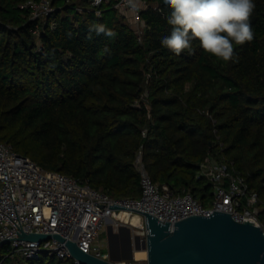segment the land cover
<instances>
[{
	"label": "trees",
	"instance_id": "trees-1",
	"mask_svg": "<svg viewBox=\"0 0 264 264\" xmlns=\"http://www.w3.org/2000/svg\"><path fill=\"white\" fill-rule=\"evenodd\" d=\"M26 1L0 0L1 141L117 198L141 195L140 151L155 182L205 205L212 183L197 177L200 165L233 162L259 193L264 228V0H254V39L226 63L196 40L180 55L163 47V0H143L141 40L111 4L98 14L89 0H52L51 29ZM97 24L115 35L97 34ZM18 263L75 264L50 255Z\"/></svg>",
	"mask_w": 264,
	"mask_h": 264
},
{
	"label": "built area",
	"instance_id": "built-area-1",
	"mask_svg": "<svg viewBox=\"0 0 264 264\" xmlns=\"http://www.w3.org/2000/svg\"><path fill=\"white\" fill-rule=\"evenodd\" d=\"M89 1L98 14L102 4H111L124 13L141 40L146 26L141 12L147 7L146 2L138 0L139 11L132 12L125 0H101L99 4ZM21 7L29 9L32 20L41 25L49 23L51 29L56 27L55 21L48 22L56 11L52 0H27ZM40 24L34 30L38 35ZM143 134L146 136V130ZM136 166L141 176L140 197L117 198L72 175L44 169L29 156L15 151L11 144L0 140V264H19L17 257L35 260L48 255L83 264L72 256L65 242L54 237L28 241L20 239L22 232L59 234L67 241L76 242L84 252L110 260L109 249L106 251V244L102 243L106 228L109 224L115 229L127 225L129 221L122 216L124 212L139 214L131 209L110 208L114 203L148 212L163 223L170 221L171 231L177 221L193 215L210 216L215 210L232 214L238 222L261 225L259 193L235 171L233 162L211 159L200 165L197 177L204 176L212 183V203L208 205L190 191L175 193L169 185L155 182L143 162L142 151L137 155ZM134 233L146 239L149 229L144 223ZM117 263L142 264V261L135 257Z\"/></svg>",
	"mask_w": 264,
	"mask_h": 264
},
{
	"label": "water",
	"instance_id": "water-1",
	"mask_svg": "<svg viewBox=\"0 0 264 264\" xmlns=\"http://www.w3.org/2000/svg\"><path fill=\"white\" fill-rule=\"evenodd\" d=\"M103 207L104 204H99ZM110 208L131 209L144 217L149 229L146 239L127 225L107 227L110 260L84 252L61 235L22 232L20 239L43 241L54 237L65 242L72 256L83 264H118L135 259L136 250L147 251V264H264V228L252 222H238L232 214L215 210L210 216H189L175 223H163L154 215L115 204Z\"/></svg>",
	"mask_w": 264,
	"mask_h": 264
},
{
	"label": "clouds",
	"instance_id": "clouds-1",
	"mask_svg": "<svg viewBox=\"0 0 264 264\" xmlns=\"http://www.w3.org/2000/svg\"><path fill=\"white\" fill-rule=\"evenodd\" d=\"M99 4L101 0H95ZM170 9L166 17L171 26L170 35L161 40L163 47L176 55L190 49L192 41L202 50L223 61L234 59L235 46L254 39L251 16L254 0H163ZM132 12H138V0H125ZM97 34L115 35L102 24L93 25Z\"/></svg>",
	"mask_w": 264,
	"mask_h": 264
},
{
	"label": "rangeland",
	"instance_id": "rangeland-1",
	"mask_svg": "<svg viewBox=\"0 0 264 264\" xmlns=\"http://www.w3.org/2000/svg\"><path fill=\"white\" fill-rule=\"evenodd\" d=\"M208 197L210 199L209 204H211L212 203V188L210 189V193L208 194ZM144 223H145L144 217L139 215V214L134 213V214H132L130 222L127 223V226H129L132 229V231L134 232V231H138L141 228V226L144 225ZM107 237L108 236H107V228H106L105 232L102 235V243L106 244V246H105L106 251H108V248H107L108 238ZM16 260L21 261L23 259L17 257ZM139 260L142 261V264H147V257L144 259H139Z\"/></svg>",
	"mask_w": 264,
	"mask_h": 264
},
{
	"label": "bare ground",
	"instance_id": "bare-ground-1",
	"mask_svg": "<svg viewBox=\"0 0 264 264\" xmlns=\"http://www.w3.org/2000/svg\"><path fill=\"white\" fill-rule=\"evenodd\" d=\"M122 216H124V218L127 219V221H129V222H130V219L132 217V215L130 213H128V212H124L122 214ZM135 257L137 259H144V258L147 257V251L143 250V249L136 250Z\"/></svg>",
	"mask_w": 264,
	"mask_h": 264
},
{
	"label": "crops",
	"instance_id": "crops-1",
	"mask_svg": "<svg viewBox=\"0 0 264 264\" xmlns=\"http://www.w3.org/2000/svg\"><path fill=\"white\" fill-rule=\"evenodd\" d=\"M118 229V228H117ZM132 230V229H131ZM133 232V231H132ZM134 233V232H133Z\"/></svg>",
	"mask_w": 264,
	"mask_h": 264
}]
</instances>
